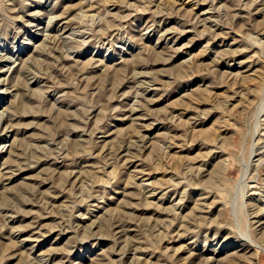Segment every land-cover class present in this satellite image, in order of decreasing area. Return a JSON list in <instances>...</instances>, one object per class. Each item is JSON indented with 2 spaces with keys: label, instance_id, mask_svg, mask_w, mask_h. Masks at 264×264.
I'll return each instance as SVG.
<instances>
[{
  "label": "rangeland",
  "instance_id": "obj_1",
  "mask_svg": "<svg viewBox=\"0 0 264 264\" xmlns=\"http://www.w3.org/2000/svg\"><path fill=\"white\" fill-rule=\"evenodd\" d=\"M0 264H264V0H0Z\"/></svg>",
  "mask_w": 264,
  "mask_h": 264
}]
</instances>
